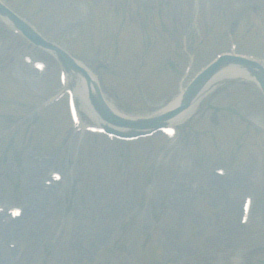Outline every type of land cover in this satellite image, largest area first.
<instances>
[{"label":"rangeland","instance_id":"obj_1","mask_svg":"<svg viewBox=\"0 0 264 264\" xmlns=\"http://www.w3.org/2000/svg\"><path fill=\"white\" fill-rule=\"evenodd\" d=\"M3 1L96 74L115 113L135 122L164 111L219 52L264 62V0H128L119 12L107 4L127 0ZM62 70L0 18L1 223L23 210L28 159L46 162L45 187L59 183L44 210L8 224L19 232L0 231V264H264V181L252 176L264 95L254 81L218 83L186 120L169 123L175 135L122 141L91 132L98 123L77 97L80 122L71 121Z\"/></svg>","mask_w":264,"mask_h":264},{"label":"bare ground","instance_id":"obj_2","mask_svg":"<svg viewBox=\"0 0 264 264\" xmlns=\"http://www.w3.org/2000/svg\"><path fill=\"white\" fill-rule=\"evenodd\" d=\"M3 19L8 23L9 26H13L12 21L7 17L3 16ZM88 71L90 79H87L84 74L79 70H73L72 68H67L66 71V87H71L72 92L74 93V96H76L82 107L87 110V112L90 114V116L95 119V121L98 123L99 126L101 124H108L112 126L114 129L128 132L131 128L123 126V125H116L108 120L104 119L100 113L97 110V107L92 103V97L96 96L97 91L95 88V82H98V78L96 74H94L85 64H83ZM29 74H35L33 71L29 72ZM244 78V79H250L249 71L244 68L241 65L231 64V65H225L221 69H219L206 83L204 88L202 89L199 96L196 98V100L185 110H182L181 112L177 113L173 117H170L167 121L169 123H179L186 120V118L195 112L197 109L199 103L202 101V99L207 96L216 85H218L219 82H222L229 78ZM252 80V78L250 79ZM184 88H182L178 95L174 96V98L169 102V104L166 106L164 112L172 110L174 108H177L178 103L181 101V97L183 94ZM103 98L105 99V104H107L110 109L115 112L114 106L107 100L105 95H103ZM28 164V167H32L33 170L26 171L25 172V178L29 180L28 188L25 189V204H23V212L15 221H13L10 218H7L8 223L2 224L0 221V231H5V234H8L7 232H19V223H17L15 226V229L12 231H9L10 227H8V224L11 222H20V219L22 216L26 218L27 215H30L31 212L34 211V209H37V212H40L44 210L46 207V202L48 197L53 198L55 196L54 189L59 188V183H53L52 186L45 187L42 183L44 179V176L46 173H44V176L41 177L40 175L44 172L46 162L43 160L41 162L33 161L32 159H28L26 161V165ZM214 175V174H213ZM215 179H218L217 176H213ZM40 178V179H39ZM219 180V179H218ZM44 182V181H43ZM210 188H216L213 183L210 184ZM49 193V194H48ZM38 205V207H37ZM1 220V219H0ZM4 234V235H5ZM4 235L2 237H4ZM10 235V234H8ZM6 254V251L4 252ZM9 256V255H8Z\"/></svg>","mask_w":264,"mask_h":264},{"label":"water","instance_id":"obj_3","mask_svg":"<svg viewBox=\"0 0 264 264\" xmlns=\"http://www.w3.org/2000/svg\"><path fill=\"white\" fill-rule=\"evenodd\" d=\"M0 11L1 12H6L8 13L18 24V26L20 28L23 29V31L30 36L33 40H35L36 42L42 43L44 45H47L49 47H53L50 43H46L44 42L42 39H40L37 35H35L26 25L25 23L18 19L14 14H12L9 10H7L6 8H4L3 6L0 5ZM54 48V47H53ZM61 58L63 59V61L71 67H74L76 69H79L81 71H83V73L86 75L87 79H90L89 75L86 73V71L76 65V63L73 61L72 58H70L67 54H65L64 52L60 51L59 52ZM238 60V61H242L243 63H245L252 71L255 75H257L258 79L260 80L263 88H264V70L262 69L261 66H259L256 63H252V62H248L245 60H241V59H236V58H232L229 56H224L222 57V59H220L217 63L213 64L212 66L208 67L203 73H201L193 82L192 84L188 87L184 99H183V105L176 109L175 111H178L182 108L187 107L190 102L192 101V99L196 96V94L198 93V91L200 90V88L203 86V84L207 81V79L219 68V66L227 61V60ZM254 67H259L261 69V72H258L254 69ZM95 88L97 90V97H92V101L94 103V105L97 107V109L102 113L103 117H105L107 120L118 123V124H130L131 122L124 120L123 118L115 115L114 113H112L109 108L107 107V105L105 104L104 100L102 99L100 90L98 88L97 85H95ZM174 111V112H175ZM173 111L171 113H167V114H161L156 116L155 118H151L149 120H146V122H142L143 124H140V126L142 127H158L161 126L164 123V120L169 117L170 115H172L174 113ZM145 125V126H144Z\"/></svg>","mask_w":264,"mask_h":264}]
</instances>
